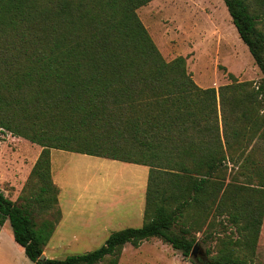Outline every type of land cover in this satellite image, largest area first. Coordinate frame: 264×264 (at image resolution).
<instances>
[{
  "label": "trees",
  "instance_id": "trees-1",
  "mask_svg": "<svg viewBox=\"0 0 264 264\" xmlns=\"http://www.w3.org/2000/svg\"><path fill=\"white\" fill-rule=\"evenodd\" d=\"M152 1L0 0V132L42 148L19 202L0 190V227L9 224L33 264H118L124 246L151 239L188 258L191 231L223 215L238 238L220 240L207 264H246L232 247H256L264 0H222L263 79L254 86L229 74L218 89L198 87L183 57L164 60L137 15ZM51 150L147 167L142 226L112 232L85 254L39 260L61 220ZM36 214L52 218L37 223Z\"/></svg>",
  "mask_w": 264,
  "mask_h": 264
},
{
  "label": "rangeland",
  "instance_id": "rangeland-1",
  "mask_svg": "<svg viewBox=\"0 0 264 264\" xmlns=\"http://www.w3.org/2000/svg\"><path fill=\"white\" fill-rule=\"evenodd\" d=\"M137 15L164 60L183 57L198 87L218 89L230 84L229 74L237 82L254 86L263 79L222 0H154L138 9ZM41 151L25 139L0 132V190L5 197L19 202L29 191L30 171ZM51 165L63 186L61 210L58 206L62 221L43 250L45 259L64 260L91 252L112 232L142 226L144 217L138 222L135 217L120 215L121 210L113 212L112 207L147 178L146 167L59 150L51 151ZM51 218V214L35 215L37 223ZM189 218L192 222L196 217ZM206 223L191 231L197 247L195 257L185 258L169 245L151 239L138 248L124 246L118 264H207L217 254L220 240L236 241L238 233L225 215ZM73 236L78 238L73 240ZM232 251L246 264H264V217L254 250L241 252L232 247ZM0 264H33L14 243L8 223L0 227Z\"/></svg>",
  "mask_w": 264,
  "mask_h": 264
},
{
  "label": "crops",
  "instance_id": "crops-1",
  "mask_svg": "<svg viewBox=\"0 0 264 264\" xmlns=\"http://www.w3.org/2000/svg\"><path fill=\"white\" fill-rule=\"evenodd\" d=\"M51 151H50L51 177H52L53 184L57 187V189L59 191V193H58V206L60 207V210H61V202H60L59 198H60V194H61V190H62L63 186H62V182H61V179H60V176H59V172L58 171L54 172V170H52ZM126 164H128V163H126ZM137 166H139V165H137ZM142 167H145V166H142ZM148 173H149V169H148ZM148 173H147V178L143 179L141 185L137 184L136 187H134L131 192L126 194L124 198L115 200L113 202V207H112L113 212H115L116 210L117 211L121 210L123 212H120L119 213L120 215L135 217L138 222L143 221L144 208H145V193H146V187H147V181H148ZM60 212H61V220L58 223V225L62 221V211H60ZM58 225L56 226L55 231H56ZM124 229H126V228H124ZM121 230H123V229H121ZM55 231H54V233H55ZM58 234H60V232ZM77 238L78 237L73 236V240H75Z\"/></svg>",
  "mask_w": 264,
  "mask_h": 264
},
{
  "label": "water",
  "instance_id": "water-1",
  "mask_svg": "<svg viewBox=\"0 0 264 264\" xmlns=\"http://www.w3.org/2000/svg\"><path fill=\"white\" fill-rule=\"evenodd\" d=\"M196 248H197L196 246L193 247V249H192V251H191V254H190L191 257H195V250H196ZM44 259H45V257H44V255L42 254L41 257L39 258V260L42 261V260H44Z\"/></svg>",
  "mask_w": 264,
  "mask_h": 264
}]
</instances>
